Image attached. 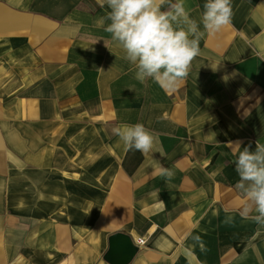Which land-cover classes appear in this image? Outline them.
I'll list each match as a JSON object with an SVG mask.
<instances>
[{
    "label": "crops",
    "instance_id": "crops-1",
    "mask_svg": "<svg viewBox=\"0 0 264 264\" xmlns=\"http://www.w3.org/2000/svg\"><path fill=\"white\" fill-rule=\"evenodd\" d=\"M204 3L186 0L198 23ZM232 8L168 91L135 79L97 0H0V264H112L118 233L138 247L127 264H264L234 166L264 144V0ZM122 123L153 150H125Z\"/></svg>",
    "mask_w": 264,
    "mask_h": 264
},
{
    "label": "clouds",
    "instance_id": "clouds-1",
    "mask_svg": "<svg viewBox=\"0 0 264 264\" xmlns=\"http://www.w3.org/2000/svg\"><path fill=\"white\" fill-rule=\"evenodd\" d=\"M107 8L100 23L111 40L122 49L123 59L135 66V79L143 83L153 80L161 88L175 91L188 76L192 61L200 55V40L216 34L229 25L233 16L232 0H205L201 20L190 18L186 0H97ZM203 25V31L200 29ZM123 142L125 150L148 154L155 137L142 123H122L112 129ZM236 145L240 146V142ZM238 151L234 161L239 180L235 187L243 194L238 213L241 219H251L264 227V144L251 142ZM154 171L170 181L173 172L159 162ZM163 204V201H161ZM227 215L224 224H233ZM195 243L203 244L199 236Z\"/></svg>",
    "mask_w": 264,
    "mask_h": 264
},
{
    "label": "water",
    "instance_id": "water-1",
    "mask_svg": "<svg viewBox=\"0 0 264 264\" xmlns=\"http://www.w3.org/2000/svg\"><path fill=\"white\" fill-rule=\"evenodd\" d=\"M121 240L123 242H121ZM114 251V253H113ZM138 251V247L128 236L118 233L111 236L110 239V252L108 253V261L112 264H119L120 259H116L119 256H125L126 260L123 264H127Z\"/></svg>",
    "mask_w": 264,
    "mask_h": 264
},
{
    "label": "built area",
    "instance_id": "built-area-1",
    "mask_svg": "<svg viewBox=\"0 0 264 264\" xmlns=\"http://www.w3.org/2000/svg\"><path fill=\"white\" fill-rule=\"evenodd\" d=\"M145 244H146V240L138 239V241H137L138 246H144Z\"/></svg>",
    "mask_w": 264,
    "mask_h": 264
},
{
    "label": "rangeland",
    "instance_id": "rangeland-1",
    "mask_svg": "<svg viewBox=\"0 0 264 264\" xmlns=\"http://www.w3.org/2000/svg\"><path fill=\"white\" fill-rule=\"evenodd\" d=\"M146 243H147V241H146Z\"/></svg>",
    "mask_w": 264,
    "mask_h": 264
}]
</instances>
